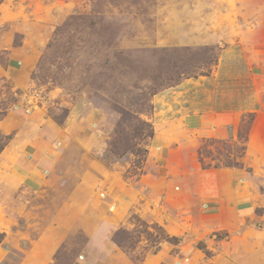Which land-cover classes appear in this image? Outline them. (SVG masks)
I'll use <instances>...</instances> for the list:
<instances>
[{
    "label": "rangeland",
    "instance_id": "1",
    "mask_svg": "<svg viewBox=\"0 0 264 264\" xmlns=\"http://www.w3.org/2000/svg\"><path fill=\"white\" fill-rule=\"evenodd\" d=\"M240 2L0 0V182H31L24 162L58 156L44 170L56 184L0 197L19 216L0 211V264H34L49 245L42 264H264L261 194L251 209L213 208L220 182H134L146 171L153 94L213 71L248 21L264 49V6ZM254 119L243 115L237 137L204 139L202 168L243 167ZM47 120L59 134L37 155ZM91 160L136 199L94 166L89 174ZM87 179L89 195L78 186Z\"/></svg>",
    "mask_w": 264,
    "mask_h": 264
},
{
    "label": "crops",
    "instance_id": "2",
    "mask_svg": "<svg viewBox=\"0 0 264 264\" xmlns=\"http://www.w3.org/2000/svg\"><path fill=\"white\" fill-rule=\"evenodd\" d=\"M258 1L247 0L243 5L240 2L238 6L240 10H243L244 5L248 10L264 6V0ZM248 22L249 25H245L247 29L241 31L237 40L221 45L219 59L213 71L198 77L185 78L175 86L153 94V112L149 120L154 133L148 146L146 171L134 182L140 186L143 182H167L171 187L173 184L170 182H220V197L213 200L219 205L213 208H230L234 200L238 209V203L243 208L251 209L260 194L264 200V189H260L257 184L264 182V49L260 47V42L253 43L252 40L256 39L252 29L256 28V24L254 21ZM247 114H252L255 119L250 129L243 167H222L211 173L203 169L198 159L202 141L209 138L237 137L241 119ZM42 127V136L36 138L33 146V153L37 155L52 153L48 145L59 134L48 120ZM55 157L39 161V156L35 160L39 161L40 166L36 164L33 168L31 159L27 158L31 164L24 162L23 168L30 170L32 181L17 182L19 176L16 175L17 179L13 182H0V197L6 198L8 202L10 193L21 196L22 192H39L46 184H56L47 181L44 173V170L49 171L52 168L54 160L57 163L58 156ZM94 162L96 161L90 162L92 171L89 174L95 173L94 166L97 169L96 174L103 173L109 179L114 178L116 174L107 165L101 161ZM90 180L78 183L80 188L86 190L87 195L93 192L96 184ZM112 182H117L118 193L125 199H136L133 198L136 193L129 191L130 187L127 188L125 183L129 181L119 173ZM93 206L90 209L92 215L98 212ZM5 207L7 210L0 207V211L4 213L6 210L4 217L13 220L12 223L15 224V218L19 217L15 212L17 207L11 204ZM9 236L8 233L6 238L9 239ZM50 246H45L41 251L37 248L39 255L36 260L33 255L27 259L34 260V264H42L46 249ZM1 257L3 258V251L0 248V259Z\"/></svg>",
    "mask_w": 264,
    "mask_h": 264
},
{
    "label": "trees",
    "instance_id": "3",
    "mask_svg": "<svg viewBox=\"0 0 264 264\" xmlns=\"http://www.w3.org/2000/svg\"><path fill=\"white\" fill-rule=\"evenodd\" d=\"M151 126H152V123H151ZM152 129H153V126H152ZM152 136H153V132H152V134H151ZM234 166H237V165H234ZM1 236L3 237L4 236V234H1Z\"/></svg>",
    "mask_w": 264,
    "mask_h": 264
}]
</instances>
